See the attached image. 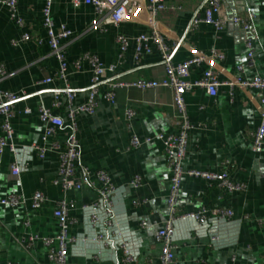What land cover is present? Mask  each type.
I'll return each instance as SVG.
<instances>
[{
    "label": "crops",
    "instance_id": "crops-1",
    "mask_svg": "<svg viewBox=\"0 0 264 264\" xmlns=\"http://www.w3.org/2000/svg\"><path fill=\"white\" fill-rule=\"evenodd\" d=\"M205 0H166L168 8L152 17L143 11L137 22L108 26L102 32L90 29L96 18L94 9L73 0H53L52 17L56 26L66 24L72 31L64 41L69 62L66 84L76 91L75 105L85 103L92 88V65L84 59L81 68L74 62L85 55L96 56L107 71L98 84V107L94 114H80L76 118L81 160L78 176L83 169L91 178L83 179L80 190L64 192L58 174L60 152L66 149L72 125L67 119L66 99L62 107L53 109L54 92L65 87L56 75L60 65L52 54L43 27V8L46 0H20L18 15L22 26L11 19L8 8L0 9V64L6 75L0 82L4 91L19 97L14 107L12 125L14 143L29 147L43 145L44 125L39 120V108L44 107L64 118L54 149L47 145L45 158L20 159L26 169L13 176L11 165L16 156L6 148L0 156V198L17 194L25 199L17 207L0 205V264H52L45 238L59 233L54 211L60 201L74 203L70 213L73 221L69 235L68 264H129L121 251H115L98 239L103 232L111 241L127 243L135 259L134 264H162L164 245L156 238L170 215L168 195L172 172L167 164L164 143L160 136L177 134L180 114L174 91L170 87L141 90L136 87L119 88L114 103L105 98L108 85L115 81L167 80L163 58L157 44L150 41V53L142 46L140 61L137 42L142 34L150 36L158 30L165 43L173 48L172 63L179 64L191 56V49L223 54L215 71L221 82L236 78L253 79L264 76V0H221L222 17H252L254 56L248 60L244 35L231 24L222 30L201 22L193 26L196 13L205 15ZM148 3V0H142ZM30 40H22L24 32ZM130 38L122 51L116 38ZM43 39L39 44L38 39ZM244 66V72L238 70ZM207 64L193 67L188 80L198 81ZM47 78L54 81L43 83ZM262 94L257 90H242L222 85L211 97L200 88L187 92L184 100L188 120L187 155L182 162L185 169L219 172L224 169L230 178L246 186L245 191L231 193L203 179L184 177L177 202L183 214L204 211L207 223L193 218H177L174 222V259L176 264H264V161L252 149V135L260 124L258 112ZM29 109V113L26 111ZM134 114L129 116V112ZM3 118L0 115V138ZM133 135L150 142L131 147ZM54 141L53 138L46 144ZM104 170L114 185L109 225L106 213L99 209L98 226L91 223L93 207L100 197L101 182L96 178ZM139 178L140 183L133 181ZM41 191L48 198L41 209L31 207V196ZM230 209L231 218L213 214L217 209ZM109 220V218H108ZM145 223L146 225H143ZM35 240L29 247L23 240ZM56 248V245L54 246Z\"/></svg>",
    "mask_w": 264,
    "mask_h": 264
},
{
    "label": "built area",
    "instance_id": "built-area-1",
    "mask_svg": "<svg viewBox=\"0 0 264 264\" xmlns=\"http://www.w3.org/2000/svg\"><path fill=\"white\" fill-rule=\"evenodd\" d=\"M75 4L83 3L87 6H91L94 9L96 18L92 21L90 29L94 32H102L108 26H119L124 23L137 22L143 11L149 12L154 18L160 12L165 11L168 8L166 0H148V3H143L142 0H73ZM20 0H0V9L4 6L8 8L11 19L16 20L17 24L22 26V20L18 15V4ZM206 9L204 17H201L198 13L194 15L193 26L197 27L199 23L206 22L213 25L217 30H222L226 24L233 25L239 34L244 35V42L248 51L249 63H252L254 56V43L252 34V17H243L241 15L232 16L226 20L222 17V4L221 0H205ZM52 4L53 0H46L43 8V27L46 31L48 43L51 48L52 54L59 62V69L56 75L59 79L65 81V87L57 89L54 92L53 109H59L62 107V98L66 99L67 119L72 125V131L68 134L66 143V149L59 154L58 162V174L62 188L64 192L80 190L83 187L84 180L91 178V173L86 169H83V177L78 176V166L81 160V152L79 151L78 144V126L76 118L80 114L92 115L95 113L98 107L97 93L98 84L102 81L104 74L107 71H114L111 66L106 68L96 56L85 55L82 58H78L74 62V67L81 68V63L84 59H87L92 65V88L88 100L81 104L75 105L76 91L73 90L68 84H66L67 69L69 62L66 57V50L64 41L71 38L73 31L66 25L60 24L56 29L53 17H52ZM31 34L27 31L22 34V40H30ZM122 51H126L131 39L123 35H118L116 38ZM137 42V56L136 59L140 61L142 55V46L147 53H150L151 48L149 42L152 41L158 46V50L162 55L163 63L166 69L168 79L164 81L155 80H139V81H115L108 85L105 98L114 103L115 92L119 88L136 87L141 90L154 89L158 87H170L174 91L175 102L180 114L179 131L177 134L169 136H160L164 143V151L167 160V164L172 172L171 186L168 195V207L170 210L169 218L165 227L156 233L158 241L164 245L162 254V264H176L174 259V222L178 218H193L201 223H207L208 218L205 216V212L183 214L179 212L177 202L180 194V188L182 179L184 177H191L197 179H203L209 183L217 185L222 191L238 193L246 190V186L243 183L233 181L229 174L222 169L219 172L200 171L195 169H185L182 166V162L187 155L188 148V132L192 128L188 116L187 108L184 100V95L187 92L194 90L195 88L203 89L211 97H215L218 94L219 88L222 85L237 86L242 90H257L262 94V98L259 102L258 112L260 116V124L257 130L252 135V149L255 153L262 156L264 161V76L257 75L253 79L236 78L233 81L221 82L215 68L217 62L223 59V54L213 50L210 53H205L192 48L191 56L184 60L182 63H172V51L173 48L165 43L163 35L155 30L150 36L147 34L139 35L133 39ZM38 43H43V39L40 37ZM202 64H207L208 69L204 71L202 77L196 81H189L190 71L193 67H200ZM238 70L244 72V66H239ZM6 75L5 69L0 64V82ZM53 78H47L43 81L45 84L52 83ZM19 97L11 92L4 91L0 88V115L3 118L2 131L3 136L0 138V156L4 153L6 148L16 156L15 161L11 165V172L13 176H19L21 172L26 169L25 164L21 161L22 154H27L30 159L34 156L37 158H45L47 155V145L56 148L58 145L55 138L58 132L61 131L65 122L64 118L53 113V111L44 108L39 109V120L44 125L43 128V145L34 144L29 147L18 146L14 143V127L12 125V119L14 117V107L18 102ZM29 113V109H26ZM134 113L129 112V116ZM51 138L54 139L49 144H46ZM150 138L141 139L136 135L131 138V147L137 148L141 144L150 142ZM96 178L101 182L102 187L99 190L100 197L98 202L93 207L91 213V223L94 227L98 226L99 218L97 212L103 208L106 213V223L111 224L110 216L112 211V197L114 194V185L109 175L103 170H100L96 174ZM140 179L136 178L133 181L134 185H138ZM31 207L33 209H41L48 201V198L41 191H35L31 196ZM25 199L17 194H10L6 197L0 198V205L17 207L24 204ZM74 203L68 200L60 201L57 208L54 211V216L59 223V233L54 238H45L44 244L49 247L48 258L52 264H68L69 262V246L75 240V238L69 235L70 226L73 222L71 220L70 213L74 209ZM214 215L221 218H231L233 211L230 209H217L213 212ZM109 218V220H108ZM143 225H146L143 223ZM98 239L105 241V244L109 243L112 248L123 254V259L129 264H134L135 259L132 252L129 250L127 243L124 241L115 242L111 241L103 232L97 233ZM34 238H30L27 242L23 240V244L29 247L34 241ZM56 245V248L54 247Z\"/></svg>",
    "mask_w": 264,
    "mask_h": 264
}]
</instances>
